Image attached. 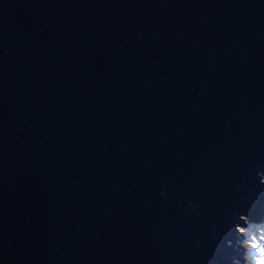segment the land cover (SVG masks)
Wrapping results in <instances>:
<instances>
[{"label":"water","instance_id":"water-1","mask_svg":"<svg viewBox=\"0 0 264 264\" xmlns=\"http://www.w3.org/2000/svg\"><path fill=\"white\" fill-rule=\"evenodd\" d=\"M262 172L264 0H0V264H233Z\"/></svg>","mask_w":264,"mask_h":264},{"label":"clouds","instance_id":"clouds-1","mask_svg":"<svg viewBox=\"0 0 264 264\" xmlns=\"http://www.w3.org/2000/svg\"><path fill=\"white\" fill-rule=\"evenodd\" d=\"M259 181L264 184V172L258 173ZM166 198V193L164 194ZM189 209L195 210V205L188 204ZM242 217H246L241 219ZM264 209L251 219L241 215L239 222L234 223L237 239L235 248L239 257H233V264H264ZM244 225V226H242ZM242 250V255L240 256Z\"/></svg>","mask_w":264,"mask_h":264},{"label":"rangeland","instance_id":"rangeland-1","mask_svg":"<svg viewBox=\"0 0 264 264\" xmlns=\"http://www.w3.org/2000/svg\"><path fill=\"white\" fill-rule=\"evenodd\" d=\"M262 220H264V218ZM242 226H244V225H242ZM240 252H241V254H240V256H241L242 255V250H240Z\"/></svg>","mask_w":264,"mask_h":264}]
</instances>
